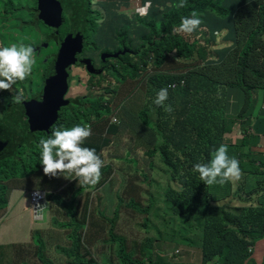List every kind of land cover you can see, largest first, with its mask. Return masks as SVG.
<instances>
[{
	"label": "trees",
	"instance_id": "trees-1",
	"mask_svg": "<svg viewBox=\"0 0 264 264\" xmlns=\"http://www.w3.org/2000/svg\"><path fill=\"white\" fill-rule=\"evenodd\" d=\"M178 2L179 0H152V7L146 16L138 14L129 16L122 10L136 6L135 0L98 1L97 12L102 13L103 20L97 22L93 31L86 33L88 31L86 25L90 16L93 15L90 0H66L63 2L66 24L70 25V32L72 28H77L79 32L80 46L75 61L78 62L77 56L83 52L84 42L91 44L98 52H108L112 48L110 52L119 49L117 53H120L130 49L140 50V54L143 50L149 53L147 66H149L150 78L137 91L138 95L145 96L146 111L141 110L136 114L131 110V115L126 112L121 114L123 126L135 131L136 136L143 139L149 147L148 169L160 176L158 179L154 175L148 178L144 176L145 179L147 181L149 179V182L154 181L152 184L155 186H166L161 187V191L158 188L155 190L161 196L165 212H181L180 215L184 218L182 222H188L185 228L192 233V237L187 239L189 245L201 250V264H211L216 259L218 260L216 264H258L252 260L255 258H253L255 252L259 257L258 261L264 264L263 247H260V244L264 242V187H258L246 179L249 175L253 176L256 173L252 165L246 161L244 154L247 146L253 147L247 135L248 126L251 125L249 121L257 120L252 112L256 107L252 93L264 90V0H186V7L180 9L172 7ZM2 9L5 18L0 17V31L8 29L7 26H11L13 30L16 28L23 30L27 26H32V22L21 18L20 24L12 27L13 23L10 19L14 20V13H16L12 0L3 5ZM27 10L33 13L32 9ZM193 11H196L203 21L200 27L191 34L174 31L179 27L181 17L190 16ZM33 16L36 14L33 13ZM121 46L128 49L120 51ZM127 53L121 57L124 62L129 56ZM124 67L128 72V65L124 63ZM136 68L140 73L143 71V66L140 64ZM126 77L128 76L120 77L124 80V86L119 90L116 101H106L105 95L97 97L87 95L78 97L72 102L67 99L65 102L70 105L68 107L61 105V111L57 112L58 121L49 131L41 132V134L50 136L55 129H68L76 125L94 123V131L83 142L82 147L95 149L104 162L105 151L121 130V126L111 123V117L115 115L123 102L128 100V96L120 99L122 90L126 91ZM128 79L130 80L129 77ZM169 84H176V87H168ZM93 85L97 86L99 83ZM138 87L139 85L135 86V89ZM165 87L168 88L166 103L173 108L171 114L163 112L162 107L153 103L156 91ZM231 89L238 94H243V103L236 115H226L223 110L229 98H236L235 95H228ZM210 99H215L221 109L205 106L204 102ZM5 101L8 103L7 99ZM43 103L45 102L39 104ZM99 108L105 109L108 116L104 118L97 111ZM148 117L151 119L156 117L154 126L167 133L168 141L164 146L160 147L153 143L151 135H143L146 132L140 122H146ZM2 123L0 121L1 125ZM7 126L8 146L4 159L0 161L2 164L0 191H4L3 195H0V218L4 216V208L11 190L6 183L11 177L15 178V175L8 173L6 163L12 155L8 152L17 141V147L23 141L28 143L38 141L35 133H26L29 130L28 125L22 132L18 127L14 137L10 119ZM226 137H233V142L227 144ZM221 144L227 145L230 157L240 160L242 177L236 182L240 184L242 190L246 187L244 191L255 198L254 204L250 207L232 213L218 203L219 196H224L228 200L235 196L232 181L224 185L208 186L199 178V174L193 171L195 164L207 163L211 159L212 151ZM155 155L159 156L160 164L163 163L168 168L165 177L154 171L156 167L152 159ZM107 158L113 160L111 156ZM136 161L138 174L136 178H138L146 172L139 171L140 162L137 159ZM260 162L261 167L255 170L264 175V158H260ZM114 174L111 166L103 165L101 179L93 186L94 189L102 193ZM29 176L22 177L26 185L25 189L34 186L35 179L38 185L44 187L56 189L59 186L56 177L46 180L43 171L38 176H33L36 178ZM39 176L44 183L37 179ZM115 187H118L119 198L122 199V202L118 203L119 206L128 203L146 214L158 213L160 207L155 194L148 193L149 204L142 207L133 198L126 202L124 193H128V189L124 181ZM73 190V187L69 188V191ZM69 191L64 193L67 194ZM191 194H195V197L190 204ZM81 196H73L69 201V209L75 215L79 212ZM54 199L57 204H60L58 197L54 196ZM98 200L101 201V197ZM4 201L5 204H3ZM89 205L90 194L86 196L82 217L74 216L75 224L68 218L76 235L70 249L66 251L72 258L68 264H184L176 256L170 260L161 258L160 251H158V258L153 259L151 250L153 244L144 245L137 250L120 244L118 263L98 262L91 251L94 244L99 241L122 243L127 238L117 232L116 226L119 219L117 211L112 218L103 217L101 216L103 211L99 207L91 211ZM230 208L231 206H228V209ZM46 211L48 214V209ZM95 212L101 214L100 219L93 216ZM87 218L92 219V231L88 230L90 247L85 244L80 232L84 229ZM47 222L46 216V220L40 224ZM57 222L55 220L54 224L56 225ZM107 223H110L108 229ZM106 230L109 237L99 235ZM159 233L161 234L160 231ZM164 241L173 243L170 240ZM15 249L14 264H29L27 259L32 254L31 251L24 245L15 246ZM44 253V246H39L37 254L42 258ZM111 259L112 257L109 258Z\"/></svg>",
	"mask_w": 264,
	"mask_h": 264
},
{
	"label": "rangeland",
	"instance_id": "rangeland-1",
	"mask_svg": "<svg viewBox=\"0 0 264 264\" xmlns=\"http://www.w3.org/2000/svg\"><path fill=\"white\" fill-rule=\"evenodd\" d=\"M98 1L101 0H90L92 8L91 13L93 15L90 16L86 25L88 28V31H86V33L91 32L92 29L96 28L97 22H101L103 20V18L101 17L102 13L97 12L96 5L98 4ZM8 2L9 0H0V17L2 18H5V16H3L2 7ZM12 3L14 9L16 10V13H14L15 18L13 17L14 20H11L12 18L10 19V21L13 23L12 27H15L14 24H20L21 18L27 21H31L33 19V13H29L27 9L34 8L36 0H12ZM122 11L129 16H132L136 13L135 6L129 7L128 9H123ZM41 27H43L42 24ZM7 28H10L9 31L7 29H2L0 31V42L2 43L3 41L5 47H10V45L12 46L13 44H16L17 46H32L31 42L34 40V37L41 39L42 35L46 34L45 32H43L42 35L38 34V30L34 26H27L23 30L18 28L13 30L11 29V26H7ZM60 31L62 32V35L66 37V39L71 36L70 29L65 30L62 28L60 29ZM33 49L34 53H36L35 48ZM56 61L57 60H55V62ZM140 65H142V63ZM59 66H62V64ZM63 66V68L67 71H71L74 68L70 65V63ZM67 71L66 77H69L70 73ZM55 73L57 74V68H55ZM73 73H79L81 75V79L84 85H78L76 83V79H74V81L72 82L71 87L66 79L65 81H59V84L61 86L66 87V91H71L70 97L77 96L79 94L87 95L89 93L93 95L107 94V91H105L104 89L110 87L109 92H111L113 90L111 86H115L114 90L116 92H118L121 88L114 82L103 83V87L101 89L90 88L89 84L91 83V81H88V75L85 71L74 69ZM148 78H150V72H148ZM17 82L13 86H15ZM137 95L138 92H136L135 89L131 90V88H128L127 91L123 89L120 95V99L125 96L136 97ZM228 95H235L236 98H229L227 100L226 106L223 109L224 113L226 115H236L238 113L240 105L243 103V94H238L237 92H234L233 89H231L228 91ZM8 96L9 94L7 93V91L0 90V118L2 117L1 110L3 109L1 101L6 100ZM111 98V95H106V101L111 100ZM144 99L145 96L142 94L140 95V97L133 100V105L129 104L132 100L123 102V105H121L115 112V115L112 116L118 118L117 124H120L121 130L118 136L115 137L114 141H112L113 143L109 144L108 150L109 156H111L112 159L115 158V160L119 161L120 166L113 167V173L115 174L114 176L112 175L110 177L108 183L103 188L102 193L100 192V190L91 193L89 209L93 211L96 207H99L103 211V214L100 215L103 217L107 216L108 218H112L114 212L117 211L119 213V219L116 226L117 232L128 239L129 246H131L134 242L142 241L148 236L159 238L160 241H158L151 249L153 259L158 258V251H160L161 253H163L161 255V258L163 259L170 260L171 258L176 256L179 257L180 262L184 264H201V250L195 246L189 245V240L187 239L192 237V233L188 232V230L185 228L188 226V222L183 223L182 221H184V218L182 216H180L178 219H174L171 216L165 214V206L163 204L161 196L155 189L158 188L160 189L159 191H161V187L164 188L166 186H155L154 184H152L154 181L149 182V179L148 181L144 180V176L148 178L149 176L154 175L156 179L160 177L159 175H156L154 172L148 169L150 158L147 153V145L145 144L143 139H139L136 136L135 131L130 130L129 128L123 126L121 123V114L126 112L128 115H131V110L137 114L140 110V104ZM57 103H61V100L57 101ZM204 105L215 109H221L220 106L216 104L215 99L206 100L204 102ZM258 110V108H253L252 112ZM97 111L102 116H108V113L103 108H99L97 109ZM262 121L264 122V120ZM26 133L32 132L28 130ZM145 134L146 133H144L143 135ZM35 137L36 139H38V141H32L30 143H28L27 141H23V143L19 147L15 148L14 154L10 155L7 159L6 165L8 166V173H11L13 176L15 175L18 178L25 177L27 175H30L29 177L31 178L33 176H38L39 173L43 171V166L40 159L41 148L39 146V141L41 139H47L49 136L46 134H41V132H37L35 133ZM159 139H161V137H159ZM233 139V137H226V143H232ZM135 158L140 162L138 167L141 172H146L145 175L139 176L138 178H136V175L138 174L136 173L137 161ZM152 162L156 167L154 171L165 177V175H167L168 168L163 163L160 164V158L158 155H155V157L152 159ZM158 164L160 165L157 167ZM128 166L129 171H126L125 169ZM132 167H134L133 172L130 171ZM254 171L256 174L253 176L249 175L246 179H249L250 183H253L258 187H264V175H261V173H259L255 169ZM1 176L2 164L0 163V183L2 182ZM40 177L41 176L37 177V179L44 183V181L40 179ZM55 177L58 179L59 185L56 189L38 185L36 183V179L33 180L35 184L34 186L25 189L54 191L59 194L58 197L61 198H58L60 204L51 205L48 210V214L47 211H45L42 215V219H36V215L33 211L25 210V204H23L22 201L19 203L15 202V196L18 195V193L13 192L11 194L10 200L12 203V208L8 212V219L4 221L3 225H0V264H14V256L16 252L15 246L20 245H24L32 253L27 259V262L29 264H68V261L72 259L68 256L66 251L70 249L71 242L73 238L76 237V235L74 232V228L70 226L69 219L66 216V210L64 211L62 206H65L64 204L69 203L71 197L81 196L86 188L79 189L80 185L78 182L73 186V183L76 180V177L73 175L64 173L62 175L58 174ZM49 178H52V176H45L46 180H48ZM121 181H124L126 183V187L128 189V193H124L126 202H128L130 198H133V200L140 203L142 207H146L149 204L148 198L150 197V195L148 193H153L156 195L158 205L160 207L158 213L155 215L146 214L140 209H135L134 207L130 206L128 203L119 206L118 203L122 202V199L119 198L120 193L118 192V187L115 186H118ZM72 186L74 190L69 191L67 194H65L64 192L68 191V188ZM232 187L234 189L235 196L233 195L231 199L228 200L224 196L218 197V203L224 206L226 210H229L232 213L233 211L240 210L242 208H248L252 204H254L255 198L253 196H249L246 193L247 191H244L246 187H244V190H242L240 188V184L236 181H232ZM14 188L15 186L11 187V190ZM3 193L4 191H0V195H3ZM20 196L22 197L23 193H20ZM100 197L101 201L98 200V198ZM194 197L195 194L190 195V204L192 203ZM85 200L86 194H83L80 197L81 211H83ZM3 204H5V201ZM228 206H231V208L228 209ZM100 215L98 212H95L93 214V216L98 219H100ZM46 216L48 217V222L46 224H40L46 220ZM52 218H54V221H58L56 225L52 223ZM2 221L3 219L1 217L0 224L2 223ZM70 221L75 224L74 218L71 217ZM91 222L92 219L89 220V218H87L85 228L80 231L84 238L85 244L89 247L90 244L88 230L92 231ZM144 223H147V227L143 226ZM109 227L110 223H107L106 228L108 229ZM33 231L41 232L35 237H32L31 233ZM159 231L161 232V234L159 233ZM99 235H106L109 237L107 230L105 232H100ZM164 240H170L173 243H168ZM41 245H43L45 248V253L42 258L37 254V248ZM119 246L120 245L118 242L112 244L110 242L105 243L103 241H99L91 247V251L94 257L100 263H118L120 261L118 257ZM260 247H263L262 251L264 252V242L260 244ZM110 257H112L111 260H109ZM253 258V261L255 260L258 264H261V262L258 261L259 257L256 255V252L255 256L253 255ZM217 261L218 260L216 259L211 264H216Z\"/></svg>",
	"mask_w": 264,
	"mask_h": 264
},
{
	"label": "clouds",
	"instance_id": "clouds-1",
	"mask_svg": "<svg viewBox=\"0 0 264 264\" xmlns=\"http://www.w3.org/2000/svg\"><path fill=\"white\" fill-rule=\"evenodd\" d=\"M135 12L140 16H146L152 7V0H135ZM172 7L177 9L186 7V0H179L178 3L173 4ZM203 23L202 19L199 17V14L196 11H193L190 16L181 17L179 27L174 29V31L183 33V34H191L195 32L200 25ZM263 42H264V35H263ZM133 52L135 54L136 52ZM140 54H136V56L143 57L145 53H147V61H148V52H144ZM116 54V53H115ZM114 55V54H112ZM128 58L130 54H128ZM34 49L31 46L26 45H15L13 44L10 47H0V90H11L12 86L19 80H25L32 71V67L35 63L34 59ZM111 56V55H110ZM109 56V57H110ZM112 58V57H110ZM118 58V57H117ZM148 63V62H147ZM81 64V63H80ZM149 64V63H148ZM84 65V64H82ZM92 66L94 73L89 72L87 66ZM87 71L89 74H99L96 73L94 66L92 63L85 64ZM127 78V77H126ZM126 91L128 88L135 89V86L139 85L136 92L140 89L141 85L149 79L139 81L134 85L129 84L128 78L126 79ZM170 85V84H169ZM168 85V87H169ZM118 86L121 88L124 86V80L120 78L118 82ZM120 88V89H121ZM264 91L260 90L257 91L256 94L259 92ZM119 92V91H118ZM118 92L114 90V94L110 101H116L118 97ZM255 94V91L253 92ZM140 95L136 97H128V100H132L129 104L133 105V100L137 99ZM23 95L20 93L15 94L12 97V102L14 103H22L23 102ZM168 100V88H161L156 91V96L153 103L159 107L163 108V112H167L171 114L173 112V108L170 104H167L166 101ZM144 100L140 104V110L146 111L144 109ZM107 104V102H106ZM105 118V116H103ZM156 118V117H155ZM155 118L151 119L150 117L147 118L146 122H140L141 127L144 129L146 134L151 135L153 137V143L157 144L158 146L162 147L167 144V133L154 126L155 125ZM112 124L118 123L117 117H112L111 119ZM122 125L124 122L121 121ZM120 126V124H117ZM94 123L90 124H82L76 125L74 127L68 129H55L51 132V135L47 139H41L39 141V146L41 148L40 159L41 164L43 166V172L46 176L55 177L58 174L62 175L67 173L68 175H73L76 177V180L73 183V186L78 182L81 186H88L83 194L91 195L92 192L96 191L94 189V185L99 182L101 179V168L103 165L105 167L111 166L119 167L120 162L113 159L109 160V150L105 151L106 160L100 158L97 155L95 149L82 147L83 142L93 133ZM247 135L249 138L255 137L254 131L252 130V126H248ZM161 137V139H159ZM149 149V147H148ZM244 154L246 155V161L252 165L254 169L261 167L260 158L258 157V151L251 149L247 146L245 149ZM239 159L237 160L235 157H230L228 155V148L227 145L221 144L218 148H215L211 153V159L207 163H197L193 167V171L199 174V178L204 182L205 185L211 186L215 184L224 185L230 181H238L242 177V172L239 167ZM149 165V164H148ZM124 168V167H123ZM132 167L130 170H133ZM126 171L129 170V166L125 169ZM141 172V170L139 169ZM145 181H147L144 178ZM23 182V181H22ZM72 186V187H73ZM79 186V189L81 187ZM12 187V186H9ZM66 190V189H65ZM64 190V191H65ZM69 190V188H68ZM17 191V189H12L9 191V194ZM25 193V191H23ZM54 191H47V190H31L29 191L28 196L25 198L27 200V208L25 210L33 211L36 215L37 219H40L41 216L44 214L46 209L49 210L50 206L52 205L48 199V194L53 193ZM32 193H36V195H41L42 201L41 205H35V203H29L28 199L31 197ZM56 203V202H55ZM55 205V204H54ZM6 208V207H5ZM5 209L4 216L2 217L3 221L0 225H3L4 221L8 219V212ZM181 212H165V214L171 216L174 219H178L181 215ZM155 215V214H152ZM145 227H147V223H144ZM85 228V225L83 226ZM39 231H33L32 237H35L39 234ZM160 241L157 237L148 236L144 238L140 242H134L131 246L128 245V239L124 242H118L119 245L123 244L130 248L136 249L140 248L147 244H153V246ZM163 254V253H162ZM161 254V255H162Z\"/></svg>",
	"mask_w": 264,
	"mask_h": 264
},
{
	"label": "flooded vegetation",
	"instance_id": "flooded-vegetation-1",
	"mask_svg": "<svg viewBox=\"0 0 264 264\" xmlns=\"http://www.w3.org/2000/svg\"><path fill=\"white\" fill-rule=\"evenodd\" d=\"M37 8H38V2L36 0L34 8H30L32 9V12L36 14V16H33V19L27 22H32V26H34L38 30V34L42 35L43 32H45L46 34L42 35L41 39L34 37V40L31 42L32 44L31 47L35 48V51H36V53H34V56H33L35 63L32 67L31 74L23 81L18 80L17 84L15 86H12L11 90L7 91V93L9 94V96L7 97L8 103L5 100L1 101V105L3 109L1 110L2 117L0 118V121L2 123V119L5 117V114H6L5 112L8 113L11 110L9 115L11 116L10 120L12 121L13 137L18 127H20L19 131L22 132L25 129L26 125H28V129L29 131H31L29 127V117L27 116L26 105L30 102H35V103H41L43 101L45 102V99H46L45 84L47 86V79L49 77V74L51 73L52 67H53L52 73L55 74V67H54L55 60L59 52H61L63 48V44L66 41V37L62 35V32L60 31V29L62 28L65 30L70 29V25L66 24L64 11L62 15V18H63L62 25L59 28H53V27L47 26L43 21L39 19L38 17L39 11ZM2 12L4 13L3 9H2ZM41 24L43 25V27H41ZM14 25L17 26V24H14ZM9 29L10 28H8L7 30L9 31ZM2 43H3V47H5L3 41ZM2 43L0 42L1 47H2ZM56 48L58 49L55 53ZM124 49H128V48L121 46L120 51ZM110 50H112V48ZM110 50L108 52H98L94 47H92L91 44L84 42L83 52L82 54L77 56L78 62L71 64V66L74 67L71 71L66 70L67 72L70 73V76L67 78V82L68 84H70V87L72 86V82L74 81V79H76V83L78 85H84L81 79V75L79 73L77 74L73 73L74 69H79L80 71L86 72V74L88 75V81L89 80L91 81V83L89 84L90 88L101 89L103 87V83H110V82H114L115 84L118 85L120 77L125 76V75H127L130 78V80L128 79L130 85H134L135 83L139 81L149 79L148 78L149 66H147L148 64H146L148 62L147 53H145L143 57L140 58L139 56H136V54H133V52L135 51L129 49L131 52L127 54H130V57L126 58L124 62V60L121 59L123 55H120L118 58L109 57L110 55L117 53L119 49L114 50L113 52H110ZM82 60L90 61L92 65L94 66L96 73H99V74H89L86 66L80 64ZM124 63L128 65L129 73L126 72ZM141 63L143 65V71L140 73L138 69L136 68V66ZM97 83H99V85L97 86L93 85ZM111 88L113 89L111 92H109L110 87L105 88L104 90L107 91L106 93L111 95L112 97V95L114 94L115 86H111ZM17 93H20L23 95L24 99L22 103L18 104V103L12 102V97ZM61 93H63V96L60 99L61 103H64L67 99H70L72 102L78 97H83L87 95H91L94 97L99 96V95H93L89 93L87 95L79 94L77 96L70 97L71 91L70 90L66 91V87L59 92V94ZM107 94H101V95L106 96ZM69 105L70 104H67L66 107H68ZM61 109L62 108H59L58 112H60ZM57 121L58 120H56V122ZM1 126H0V133H1ZM37 132H32V133H37ZM17 145H18V141L13 145V147H11L8 154H13V151H15V148L17 147ZM10 180H13V181H10ZM22 181H23L22 177L18 178L15 176V178L11 177L9 179V182H7L6 184H7V187H9L12 185V183L15 185H19ZM28 202L33 203L31 197L28 199Z\"/></svg>",
	"mask_w": 264,
	"mask_h": 264
},
{
	"label": "water",
	"instance_id": "water-1",
	"mask_svg": "<svg viewBox=\"0 0 264 264\" xmlns=\"http://www.w3.org/2000/svg\"><path fill=\"white\" fill-rule=\"evenodd\" d=\"M38 2V11H39V19L43 21L47 26L53 28H59L63 23V11L64 6L63 2L66 0H37ZM77 28H73L71 32V36L66 39L63 44V48L61 52L57 55L56 62L54 67L57 68V74H53L51 68V73L47 79L46 86V99L45 103L39 104L35 102H30L26 105L27 116L29 117V127L32 132H45L49 131L50 128L55 124L57 120V112L61 105H67L68 102L57 103L62 96L63 93L59 94L61 90L65 87L59 84V81H67V73L66 69H64L63 65L68 63L74 64L75 55L79 50L80 42H79V32ZM129 50H124L123 52L116 53L111 55L112 58H117L120 55H126ZM136 52L135 54H138ZM67 56V57H66ZM65 57V58H64ZM81 64L90 63V61H82ZM62 66H59L61 65ZM89 72L94 73L92 66H87ZM11 111V110H10ZM10 111L5 114L3 118V125L1 126L0 133V161L4 159V155L6 153V147L8 146L7 139V129L10 119Z\"/></svg>",
	"mask_w": 264,
	"mask_h": 264
},
{
	"label": "crops",
	"instance_id": "crops-1",
	"mask_svg": "<svg viewBox=\"0 0 264 264\" xmlns=\"http://www.w3.org/2000/svg\"><path fill=\"white\" fill-rule=\"evenodd\" d=\"M133 15H135V14H133ZM253 95H254L255 102H256V107H254V108H258L259 110L253 112V114L257 117V120L253 119V120L249 121L251 126H252V130L254 131V134H255V137L253 136L252 138H249L250 142L253 144V147H249V148L254 149L255 151H258V149H259L258 157L264 158V122L262 121V120H264V91H261L258 94L255 93ZM11 186L12 187L15 186L14 189H17V191H19V192L15 191V193H18V195L15 196V202L19 203L22 201L23 204H25V208H27V205H26L27 200L25 198L28 196L27 193L31 190H25L26 185L23 182H21L19 185H15L12 183ZM23 191H25V194ZM20 193H23L22 197L20 196ZM11 194H8L7 204H6V208H4V212H5V209H7L6 210V212H7L8 210L10 211V209L12 208V203L10 200ZM58 195L59 194L57 192H53V193L48 194L47 197H48V199L52 205L57 204V203H55L54 196L58 197ZM58 198H60V197H58ZM64 205L65 206H62V207H63L64 211L66 210V216L69 219L71 217L74 218V216H78L79 218L82 217L83 211H81L80 208H79L78 214L75 215L72 213V210L69 209L70 202L67 204H64ZM29 211H30V209H29ZM40 219H42V216ZM53 221H54V218H52V223L54 224Z\"/></svg>",
	"mask_w": 264,
	"mask_h": 264
},
{
	"label": "built area",
	"instance_id": "built-area-1",
	"mask_svg": "<svg viewBox=\"0 0 264 264\" xmlns=\"http://www.w3.org/2000/svg\"><path fill=\"white\" fill-rule=\"evenodd\" d=\"M169 87H172V88H175L176 87V84H170ZM41 195H36V193H32L31 194V198H32V201L33 203H35V205H41L42 204V201H39L41 199Z\"/></svg>",
	"mask_w": 264,
	"mask_h": 264
}]
</instances>
